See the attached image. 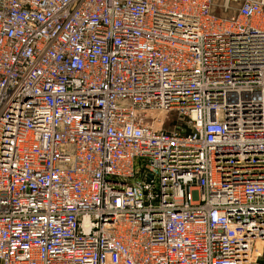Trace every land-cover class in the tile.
I'll list each match as a JSON object with an SVG mask.
<instances>
[{
    "label": "built area",
    "instance_id": "1",
    "mask_svg": "<svg viewBox=\"0 0 264 264\" xmlns=\"http://www.w3.org/2000/svg\"><path fill=\"white\" fill-rule=\"evenodd\" d=\"M214 6L0 0V264H261L264 0Z\"/></svg>",
    "mask_w": 264,
    "mask_h": 264
},
{
    "label": "rangeland",
    "instance_id": "2",
    "mask_svg": "<svg viewBox=\"0 0 264 264\" xmlns=\"http://www.w3.org/2000/svg\"><path fill=\"white\" fill-rule=\"evenodd\" d=\"M220 2L221 0H215L214 12L218 15L225 16V13L220 8ZM167 118H168L167 122L163 123V128L165 129L172 127L177 122L176 115L173 113H171ZM260 263L264 264V247H263V252L261 253L260 256Z\"/></svg>",
    "mask_w": 264,
    "mask_h": 264
},
{
    "label": "bare ground",
    "instance_id": "3",
    "mask_svg": "<svg viewBox=\"0 0 264 264\" xmlns=\"http://www.w3.org/2000/svg\"><path fill=\"white\" fill-rule=\"evenodd\" d=\"M257 246H258V248H261V247H260V246H261V245H260V243H258V245H257Z\"/></svg>",
    "mask_w": 264,
    "mask_h": 264
}]
</instances>
